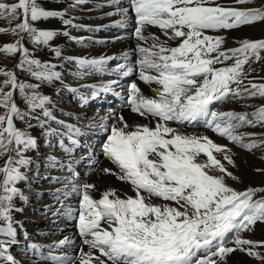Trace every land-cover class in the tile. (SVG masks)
<instances>
[{"label": "snow or ice", "instance_id": "obj_1", "mask_svg": "<svg viewBox=\"0 0 264 264\" xmlns=\"http://www.w3.org/2000/svg\"><path fill=\"white\" fill-rule=\"evenodd\" d=\"M87 2L71 0L68 9ZM121 4L122 0H106L96 7L115 8V13H106L109 17L120 16L112 27L124 29L133 24L132 35L137 41L133 50L135 67L130 66L127 52L120 57L83 59L62 56L58 47L52 51L56 57L95 71H104L110 60H123L114 72L121 77L138 73L141 81L150 87L157 86L152 88L155 96L146 97L133 81L126 98L130 111L150 122L154 120V127L138 124L133 128L114 112L115 122L110 127L100 125L107 133L103 155L112 165L101 171L130 185L134 195L122 197L110 189L96 199L95 184L78 183L75 165L80 161L72 153L79 147L74 137L81 136L82 130L56 119L50 108L52 101L37 91L38 84H18L13 72L0 67V74L8 78L0 84V107L5 108V114L0 115V155L15 154L8 155L0 167V264H16L10 253L18 243L13 213L23 211L16 207V200H26L18 184L28 180L26 171L33 163L27 153L38 149L37 139L26 129H18L15 120L25 121L28 129L34 127L35 121L45 137L66 136L71 143L66 146L61 140L66 158L51 156L48 164L68 173L63 181L52 178L64 185V195L71 192L80 196L76 225L87 251L81 247L73 257L54 255V249L72 244L68 237L48 246L47 255L41 246L29 244L27 248L33 256L45 264H228L237 251L264 264V240L253 241L241 235L264 223V188L237 191L228 186L226 177L238 178L214 153H222L228 164L234 166L230 150L207 136L185 134L171 126L203 123L246 150L264 147V132H237L245 126L264 128V105L240 113L216 111L213 107L229 99L264 98V83L250 78L255 71L252 65L264 60V38L243 39L237 47L225 49V37L207 34L264 23V0H127L126 7ZM66 15L67 9L45 10L38 0H0V19L21 21L11 33H25L38 46L49 45L58 33L38 30L30 22L58 17L66 28L92 30L74 23L73 17L65 19ZM106 27L109 26L101 25L96 30ZM152 27L158 28L160 35L149 31ZM8 31L0 27V34ZM62 34L76 40L68 31ZM22 40L23 37L0 46V54L19 52L22 59L16 67L28 71L38 81H60L62 74L55 70L57 65L29 59ZM5 87L10 90L4 92ZM26 87L32 91L25 93ZM17 88L24 94L27 111L14 102L12 89ZM104 90L109 91L110 87ZM81 102H86L84 97ZM50 122L64 131L52 127ZM257 171L264 173V169ZM65 214L72 217L74 210L68 208ZM229 235L232 247L227 246Z\"/></svg>", "mask_w": 264, "mask_h": 264}, {"label": "bare ground", "instance_id": "obj_2", "mask_svg": "<svg viewBox=\"0 0 264 264\" xmlns=\"http://www.w3.org/2000/svg\"><path fill=\"white\" fill-rule=\"evenodd\" d=\"M38 3L45 10L64 11L67 9V16L64 17L65 19L69 17H73L74 23L76 24L80 20L79 13L74 9H68V5H66L64 9H59L49 0H48V3L45 2V0H38ZM111 12L113 11L111 10ZM116 15L117 14H114V16ZM81 17L85 19V16H83V14H81ZM112 18L113 16H111V19ZM33 25L38 30H52V31L57 32L58 34L54 37V39L47 46H38V45L33 44L29 36L25 34V39H24L25 47H27L28 50L32 51L33 52L32 55H35L36 57H38V59L42 63L56 64L57 67L55 70L60 71L61 73L62 72L65 73L67 71L66 68L68 66L67 64L68 62L63 60L61 57L55 56V53L52 51V49L57 48V47L61 50L62 56H71V57L83 58V59H87V58L92 59V58L109 57V56L120 57L123 53L127 52L128 56L129 55L133 56L132 58L128 57L130 66L135 67L136 56L133 53V50L135 49V47L131 39H129L127 36L120 38V40L117 41L116 37L111 32H108V31H99V33L98 32L89 33V32L83 31V29L70 28V27L66 28L62 23V19L58 17L48 18L46 20H39V21L33 22ZM256 25H260V26L256 28L255 27ZM246 28L247 29L253 28V29H258V30L261 29L264 31V23H258V24H255L254 26H249V27L243 26L241 28H238L240 29L239 31L227 34L225 37V43L222 47L225 49L237 47L238 42L240 40H238L235 37V35L236 33L242 30H245ZM234 30L236 29H233L232 31ZM63 31H68L71 37H75L76 38L75 42L80 47L74 48L71 42L72 39H70L69 37L66 38L62 34ZM149 31L157 35H160V30L158 28L152 27L149 29ZM207 34H211V32H208ZM101 39L104 41H102ZM0 42H1V39H0ZM114 43H118V44L114 45ZM135 44H137V42H135ZM21 59L22 57L18 58L16 65L20 63ZM109 62H123L124 63L123 60H119V59H113V60H110ZM227 63H231V62L229 61ZM220 66L221 65H217V67H220ZM25 67L27 66L25 65ZM72 67L74 68L76 67L75 62H72ZM252 67L255 69V71L251 74L250 78L256 77L258 75L264 76V60H261L258 63H254ZM14 68H15L14 69L15 76L17 78H21L20 80L22 82H25L29 85L38 84L39 88L37 89V91L41 95H45L50 98V100L52 101V103L50 104V108L57 120L60 119V121L62 120L67 124H74L80 129H86L89 131L92 130V127L89 128L88 125H90V123H87V122H91L95 125L94 129H96V132L98 133L97 140L100 141L99 145H102L103 142H106L107 133L105 131V128L101 127L100 125L109 127L110 120L108 118V115L109 113L112 112V107L116 104V101L113 99V100L106 101V104H101L102 100L99 95L97 97L98 102L96 104H93L89 99L85 97L84 98L86 102L82 103L81 97L83 96L79 95L77 91L82 92L83 87L87 83H89V81H91V85L86 86L87 92L95 91V92H99L100 94L102 92H106L104 88L109 87L110 78L112 77V73H113L112 71L106 70L105 72H101V73L95 72L92 75L87 76L85 78L81 76L80 72L75 73L74 75L69 73V78L73 82V84H72V87L67 89V92L65 94L67 96V99L65 100V102H62L60 101V96H59V89L63 87L61 86L62 84L61 80L56 81L52 84H49V83L34 79L28 71L22 68H19V67H14ZM95 85H100V88L97 89ZM154 87H157V86L155 85L151 87H143V92H145L146 94L154 93L152 91V88ZM233 87L235 86L233 85ZM71 89H76L77 91L73 92L71 91ZM31 91L32 89H29V88L28 90L27 89L24 90L25 93H30ZM109 91L114 92L115 89L110 87ZM72 92L75 95L74 100H71L68 97V95L71 94ZM13 98H14V101L19 105L21 110L27 111V106L24 101V94L21 93L19 89L13 90ZM261 105H264V98L256 97L253 99H244V100L229 99L228 101L223 102V103L218 102L214 104L213 107H214V110L216 111H228V110L230 111L231 110V111H240V112H251V111H254L257 108V106L259 107ZM79 107H81L82 109H80ZM122 116L124 117V119L127 121L129 125L133 126V128L138 124L139 125L148 124L149 126H152V127L155 126V122L154 123L149 122V120L144 119V118L137 119L136 117L129 115V114H122ZM15 121L18 125L23 127V130L26 129L38 141L37 135L40 132L42 133V130L38 126H35V121H32L34 127L31 129L27 128L25 121H22V120H15ZM75 122L77 123L82 122V123L76 124ZM50 123L53 127L58 128L59 130H63L62 128H59V125L57 123L55 122H50ZM113 123L114 122H112V124ZM171 126L179 128L185 134L207 136L214 143L218 145L226 146L227 149L230 150V155L234 161V166L228 164L226 160L225 161L223 160L224 156L222 153H214V155H216L217 158L221 160V163L225 165L227 170L238 178V179H235L234 181L227 179V181L230 182L229 184H227L228 186L232 187L233 189L237 191H244L247 188H264V173L257 171V169H264V147L254 148L251 151H249L244 148H241L240 146L234 143H231L228 139L219 136L217 133L213 132L211 129H208L206 127L201 126L202 130H199V129H196V126H194L193 124L191 125L172 124ZM253 130L254 129H252V131ZM252 131L250 128H244L243 131H240L238 133H252ZM49 142H50L49 137H45L43 143L38 144V147L47 149L48 152H53V149L50 147ZM245 142H248L247 139L245 140ZM90 150L98 152L99 147H96L92 144H81L80 143L79 147L77 148V157L75 159L80 162L75 166V171H78L79 173L83 172L82 173L83 175L85 174L86 171L89 170V168L92 166V163L94 162V158L89 155ZM35 152L36 150L30 151L29 153H27V155L31 158V156H33ZM8 155L15 156L14 153H8L7 159H8ZM81 157H85V159L81 160ZM58 158L65 159L63 158V156H58ZM81 165H85V170H83ZM242 166L245 168L247 167L251 173L249 178L247 177L248 179H250L249 183H245L242 177V174H240L238 170V168ZM104 167H112V165L110 162L106 161L101 166H99L98 169L94 173L90 174L87 177L86 183L96 185L97 190L93 193V195L101 194L105 190L115 189L122 197L126 195L131 196V190L129 187H126L123 183L116 180L111 175H106L101 171V169ZM48 168L51 169L52 167L49 166ZM243 170L245 171V169ZM26 175L28 176V180L25 182H20L18 184V187L24 193L27 200L21 201L17 199L15 202L16 207L23 209V211L13 213L14 220L17 222L16 224H14V227L17 228V232H18L17 237L20 238V240H23L24 238L27 237L25 233H22V230H24L28 234V237H31V236L33 238L38 237L37 232L35 231L36 223H39V226H43V227L46 226L48 229L54 227V225L59 221V216L61 215V212L65 209L63 205H56L52 209V211L56 213V219L55 218L49 219L47 216H44L42 213L45 211V209H47L48 211L49 204H50V202L46 199L47 195L44 193H38V194L32 195L31 193L32 191L28 189L29 187L28 171H26ZM43 180L41 181L40 184H38L39 188L43 187L45 189H48L49 186L46 185V182L45 181L43 182ZM31 204H37L40 207V209L31 211L29 215L27 214V216L30 217L31 220L33 221H29L27 218L24 217L26 213H29V211L27 210V205H31ZM35 214H39L41 215V217H38ZM245 233L241 234L244 238L249 237L251 240H254V241L263 240L261 233H264V225L257 224L255 232L252 236L249 233H246V234ZM48 234H51V233L50 232L44 233V235H48ZM62 237L63 236L56 237V240H59ZM230 240H231V235L228 237L229 242ZM230 244L231 242L229 244L227 243L228 247ZM11 249H13L12 252L16 254L15 255L16 260L21 258L23 260L22 262L25 264H41L40 262L38 263L34 261L33 258L30 257L31 256L30 253L27 254L23 251V248H19L18 244L13 246ZM240 259L244 260L242 257L233 255L232 258L229 259L228 264L229 263L230 264H240ZM47 264H51V263H47ZM249 264H260V262L259 263L249 262Z\"/></svg>", "mask_w": 264, "mask_h": 264}, {"label": "rangeland", "instance_id": "obj_3", "mask_svg": "<svg viewBox=\"0 0 264 264\" xmlns=\"http://www.w3.org/2000/svg\"><path fill=\"white\" fill-rule=\"evenodd\" d=\"M15 1V0H14ZM45 2H47L48 3V0H45ZM67 16V15H66ZM21 21H20V19H13V20H11V22H9V21H7V20H2V19H0V27H3V28H6V29H8L9 31L7 32V33H5V34H3V36L0 38L1 39V42H0V45L2 46V45H5V44H9V43H14V42H16L17 40H20L21 39V37H23L24 36V38H23V40H22V43L24 44V39H25V33H20L19 35H13L12 33H11V29L16 25V24H19ZM30 23H33V22H30ZM256 24H258V23H256ZM255 25V24H254ZM254 25H251V26H254ZM34 26V25H33ZM260 25H256L255 27L257 28V27H259ZM246 27H249V26H246ZM240 29H236V30H234V31H232V30H220L218 33H212L211 32V34L212 35H216V34H218V35H221V36H223V37H226V35L227 34H230V33H232V32H236V31H239ZM251 32V33H250ZM99 33V32H98ZM237 34H239V35H237ZM241 35V36H240ZM252 35V36H251ZM66 38H67V36H65ZM235 37L238 39V40H243V39H250V40H257V39H261V38H264V31L263 30H261V29H245V30H242V31H240V32H238V33H236V35H235ZM240 38V39H239ZM102 40V39H101ZM102 41H104V40H102ZM72 42V46L74 47V48H77V47H80L76 42H75V40H72L71 41ZM24 47H25V45H24ZM25 48H27V47H25ZM29 51V59H38V57H36L35 55H32L33 54V52L32 51H30V50H28ZM21 57V54L19 53V52H17V53H15V54H12V55H7V54H0V62H1V65H0V67H3L4 69H5V71H11V72H13L14 74H15V72H14V67H16L15 65H16V63H17V60H18V58H20ZM87 59H91V58H87ZM39 60V59H38ZM68 64V66H67V68H66V72L65 73H61L62 74V79H61V86H63V87H61L60 89H59V96H60V101H62V102H65V100L67 99V96L65 95L66 94V92H67V89L68 88H70V87H72V84H73V82L70 80V78H69V73L70 74H72V75H74L75 73H78L79 71L76 69V67L74 68V67H72V63H67ZM260 77H264L263 75H258V76H256V77H253L252 79L254 80V82H257V83H264V80H261L260 79ZM17 78V77H16ZM6 79H8L6 76H4V75H2V74H0V84H3V82L6 80ZM21 78H17V83L18 84H24V85H29V84H27V83H25V82H22L21 80H20ZM64 84V85H63ZM18 89V88H17ZM25 89H27L28 90V88L26 87ZM30 89V88H29ZM10 90V87H5L4 89H3V91L4 92H6V91H9ZM14 99V98H13ZM18 106V105H17ZM258 107V106H257ZM20 108V107H19ZM80 109H82L81 107H79ZM229 111V110H228ZM235 112H240V111H235ZM5 114V108L4 107H0V115H4ZM60 120V119H59ZM62 121V120H61ZM76 124H81L82 122H80V123H77V122H75ZM87 123H90V124H93V123H91V122H87ZM99 124V123H98ZM52 126V125H51ZM201 126L202 127H204L203 126V123L201 124ZM53 127V126H52ZM202 127H200L201 129H199V130H202ZM55 128V127H54ZM244 128H250L251 129V131H252V129H254L253 131L255 132V133H261V132H264V129L263 128H259V127H256V128H252V127H247V126H245V127H243V128H240V129H237V132H240V131H243V129ZM258 128V129H257ZM60 131H63V130H60ZM252 131V132H253ZM37 137H38V144H41V143H43V141H44V139H45V136L44 135H42V133L40 132L38 135H37ZM42 137V138H41ZM49 139L51 140V137H49ZM256 139H260V137H256ZM42 149V150H41ZM41 150V151H40ZM46 150L47 149H43V148H39L38 147V149L36 150V152L33 154V156H31V159H32V161H33V163H32V165L30 166V168L27 170L28 171V174H29V187H28V189H30V191H32L31 193H32V195H35V194H38V193H43V191L44 190H46L45 188H43V187H40L39 188V186H38V184H40L41 183V181L44 179V176L46 175V174H49L50 172H51V169H49L48 167H49V165H48V157H45V156H47L48 154H50V153H52V152H48V150H47V152H46ZM6 158V159H5ZM43 159V160H42ZM7 160V154H5V155H0V167H3L4 166V164H5V161ZM224 161H225V159H223ZM39 164H43V168L39 165ZM77 165V164H76ZM75 165V166H76ZM42 168V169H41ZM241 168V169H240ZM243 169H245V171L243 170ZM238 170H239V172H240V174H242V177H243V179H244V181H245V183H249L250 181V179H248L249 178V176L251 175V173H250V171H249V169L246 167H239L238 168ZM243 172V173H242ZM1 177H2V174H0V179H1ZM248 177V178H247ZM227 179H229V180H231V181H234L233 179H231L230 177H226V179H225V183L226 184H229L230 182L229 181H227ZM45 181V179L43 180V182ZM43 184V183H42ZM36 189V190H35ZM26 200H27V198H26ZM37 209H40V207L37 205V204H31V205H27V210L29 211V213H26L25 215H24V217L25 218H27L29 221H33V220H31V218L30 217H28L27 216V214L29 215L30 213H31V211H35V210H37ZM34 213H36V212H34ZM35 215H37L38 217H41V215H39V214H35ZM56 219V218H55ZM258 224H262V225H264V223H258ZM255 229H256V226L254 227V230L252 231V232H246V233H249L251 236L254 234V232H255ZM30 232V231H29ZM22 233H25L26 234V236L28 237V234L24 231V230H22ZM245 233V234H246ZM244 234V235H245ZM261 235H262V239L264 240V233H261ZM230 236V235H229ZM245 238H247V239H250L249 237H245ZM251 240V239H250ZM258 240V239H257ZM22 241V240H21ZM254 241V240H253ZM260 241H262V240H260ZM228 244L230 243L229 241L227 242ZM228 246V245H227ZM233 245H232V243L229 245V247H232ZM10 250H12L13 251V249H10ZM12 251H10V253L12 252ZM262 251H264V250H262ZM13 256H14V258H15V253L14 252H12L11 253ZM233 255H236V256H239V257H242L244 260H241L240 259V264H249V262H251V263H259L260 261H258V260H256L255 258H253V257H250V256H248V255H246L245 253H242V252H239V251H237V252H235V253H233L231 256H230V258H232V256ZM229 258V259H230ZM229 259H228V261H229ZM16 260V259H15ZM245 261V262H244ZM249 261V262H248ZM230 264V263H229Z\"/></svg>", "mask_w": 264, "mask_h": 264}]
</instances>
